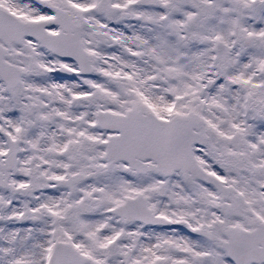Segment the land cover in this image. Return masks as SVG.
<instances>
[{
    "label": "snow or ice",
    "instance_id": "obj_1",
    "mask_svg": "<svg viewBox=\"0 0 264 264\" xmlns=\"http://www.w3.org/2000/svg\"><path fill=\"white\" fill-rule=\"evenodd\" d=\"M0 264H264V0H0Z\"/></svg>",
    "mask_w": 264,
    "mask_h": 264
}]
</instances>
